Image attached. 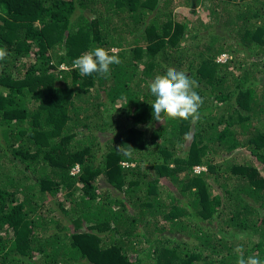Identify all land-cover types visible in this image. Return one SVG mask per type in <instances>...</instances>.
I'll use <instances>...</instances> for the list:
<instances>
[{"label": "trees", "instance_id": "1", "mask_svg": "<svg viewBox=\"0 0 264 264\" xmlns=\"http://www.w3.org/2000/svg\"><path fill=\"white\" fill-rule=\"evenodd\" d=\"M0 47V264L264 260V0H0ZM168 68L194 122L153 119Z\"/></svg>", "mask_w": 264, "mask_h": 264}, {"label": "clouds", "instance_id": "2", "mask_svg": "<svg viewBox=\"0 0 264 264\" xmlns=\"http://www.w3.org/2000/svg\"><path fill=\"white\" fill-rule=\"evenodd\" d=\"M6 47H0V61L8 58ZM121 60L115 50L95 47L89 52H85L73 61L74 69L79 71L81 76H92L98 73L107 78L110 75V66L120 64ZM195 82L190 79L187 73L168 68L163 75H156L149 85V90L155 98L151 104L153 119L159 122L167 120L193 122L198 119L199 109L203 103L202 98L194 91ZM123 165H127L123 163ZM194 172L202 169L198 166L193 167ZM78 170V166L72 169V173ZM71 173V174H72ZM234 252L238 254L236 264H264V260L257 256L245 258L243 248L237 246Z\"/></svg>", "mask_w": 264, "mask_h": 264}, {"label": "rangeland", "instance_id": "3", "mask_svg": "<svg viewBox=\"0 0 264 264\" xmlns=\"http://www.w3.org/2000/svg\"><path fill=\"white\" fill-rule=\"evenodd\" d=\"M186 10H188V8H187L186 6H176L175 9H174V11H181V12H183L184 14H187V13H186ZM195 10H199V8L196 7ZM189 42H191V41H187L186 43H189ZM114 50L116 51V49H114ZM244 154H245V153H244ZM247 156H248V154H247ZM241 234H242V231L233 229V230H230V231H226V232H224V233H220V236H224V237H226V238H228V237H232V239H234V238L236 239V238H238ZM244 234H245V232H244ZM246 236H247V235H245L244 237H246Z\"/></svg>", "mask_w": 264, "mask_h": 264}, {"label": "built area", "instance_id": "4", "mask_svg": "<svg viewBox=\"0 0 264 264\" xmlns=\"http://www.w3.org/2000/svg\"><path fill=\"white\" fill-rule=\"evenodd\" d=\"M224 58H225V56H224V55H222L220 58H218V60H219V61H223V60H224Z\"/></svg>", "mask_w": 264, "mask_h": 264}]
</instances>
